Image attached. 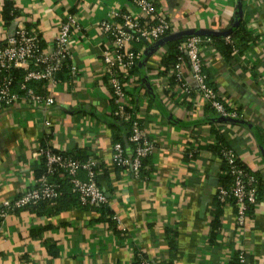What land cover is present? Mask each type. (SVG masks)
<instances>
[{
	"label": "crops",
	"instance_id": "1",
	"mask_svg": "<svg viewBox=\"0 0 264 264\" xmlns=\"http://www.w3.org/2000/svg\"><path fill=\"white\" fill-rule=\"evenodd\" d=\"M6 2L17 11L10 21L4 17ZM128 4V0H0V45L20 25L50 43L67 13L83 27L72 38V62L80 67L72 89L38 87L39 93L54 98L50 107L31 101L0 105V203L35 186L41 167L37 148L45 140L57 150L98 160V185L119 228L127 232L119 234L100 212L77 205L54 214L24 209L2 221L0 264H135L134 240L151 264H164L170 256L166 239L170 230L176 233L173 264H228L237 244L247 251L249 264H264V92L256 82V71L264 67L259 47L260 37L264 42V0H157L176 29L174 36L197 34L206 40L205 69L230 116L208 112L202 96L179 89L176 79L170 81L174 65L151 58L149 44L125 83L129 104L156 147L148 160L151 173L146 181L111 158V94L102 75L101 41L95 29L108 7L128 9ZM240 22L254 40L242 48L233 38L238 55L227 59L214 37L225 41ZM181 72L195 89L185 62ZM121 132L124 153L131 156L129 129L122 126ZM215 138L236 153L260 186L239 242L233 237L231 203L222 207L221 228L210 241L223 171L222 159L211 147ZM191 143L198 152L188 165L185 153Z\"/></svg>",
	"mask_w": 264,
	"mask_h": 264
},
{
	"label": "built area",
	"instance_id": "2",
	"mask_svg": "<svg viewBox=\"0 0 264 264\" xmlns=\"http://www.w3.org/2000/svg\"><path fill=\"white\" fill-rule=\"evenodd\" d=\"M128 1V9L115 5L108 7L105 10V16L97 23L95 29L101 41L99 58L102 75L107 79L108 90L114 105L112 114L119 121L129 124L131 132L129 140L135 144V154L132 158H128L125 156L121 143L114 142L111 158L124 167L123 170L131 172L135 178L146 181L141 176L142 160L154 156L156 147L144 130L140 116L129 104L125 81L131 79L132 69L149 44H157V47L151 50L150 57L158 61L162 60L167 50L165 44H158V42L166 35H173L176 29L166 18L157 0ZM82 30V25L72 13H67L65 18L58 22L57 33L50 43H45L42 36L34 29L18 26L14 33L0 45V105L10 107L18 101H31L44 107L52 106L54 98L35 91L30 85L32 82H43V85L50 87L64 85L72 89L80 74V67L72 62V38L78 36ZM225 41L234 45L231 35H227ZM205 42L206 40L197 34H190L182 39L178 44L177 63L170 70L169 75L175 77L179 89H182L184 93L196 92L218 116L229 117L230 113L226 110L219 93L207 82L204 72L205 67L208 66L203 51ZM136 43H142L138 50H134ZM259 47L264 55L262 37H260ZM233 49L237 53V50ZM184 62L185 68L187 66L196 81L195 89L184 81L181 72ZM16 69L23 71V79L19 86L22 94L12 90ZM256 73V82L264 92V67L259 68ZM52 147L50 144L38 145L37 156L44 159L46 169L36 180L35 186L23 189L20 194L0 203V230L2 221L9 215H13L16 210L37 206L43 201H54L60 196L62 193L60 185L51 180L54 175L70 183L71 191L78 195L81 207L96 210L108 205V198L96 181L98 160L93 156L84 160L76 159ZM197 152L196 145L191 143L186 150L188 165L194 160V154ZM221 159L228 167L231 184L229 187H219L217 197L224 206L234 203L233 237L236 242H239L249 211L257 201V179L243 167L232 149L222 148ZM80 173H85L86 178L81 179ZM112 219L119 223L116 215H113ZM121 231L123 235H127L126 229ZM131 245L132 250L139 249L135 240ZM236 251L238 264H249L244 247L237 244ZM140 264L151 263L146 257L141 256Z\"/></svg>",
	"mask_w": 264,
	"mask_h": 264
},
{
	"label": "trees",
	"instance_id": "3",
	"mask_svg": "<svg viewBox=\"0 0 264 264\" xmlns=\"http://www.w3.org/2000/svg\"><path fill=\"white\" fill-rule=\"evenodd\" d=\"M16 15H17V11L13 7V5L9 2H6V4L4 5V17H5L6 21L12 20ZM229 33H230L232 39L234 38V39L239 40V42H240L239 46L242 48H244L245 46H247V44L249 42H253V40H254V38L247 32L245 25L242 22L235 24L231 28V31ZM187 36L179 37L178 35H175V36L174 35H166L160 41V44L161 43L165 44V47L167 50L166 54L163 56L162 60L165 61L169 65L173 64L175 67V64L177 63V57L179 55L178 44L182 39H184ZM214 39H215L216 43L218 44V46L220 47L222 53L224 54V56L227 59H232V57H234L235 55H238V52H237V54L234 53L235 51L233 48H237L235 45L226 43L222 37H214ZM141 44L142 43L134 44V50H138V48ZM156 47H157V44H154L150 50H154ZM238 49H239V52H241L240 51L241 48L238 47ZM147 51H149V50H147ZM143 57H144V54L142 55L140 60H142ZM138 62H137V64H138ZM137 64L132 69L131 74H133L134 70L136 69ZM204 72L207 76L208 84L210 86H212L213 88H215V86L213 85V83L210 79V76L206 72V69H204ZM22 79H23V71L21 69H16L14 71V81L12 84V90L18 94H22V92L19 89V86H20ZM171 80L175 81V77L174 76L170 77V81ZM127 81H125V82H127ZM30 85L34 88L35 91H37L36 89L38 87L43 86V82H32V83H30ZM111 103H112V110H113L114 105H113L112 100H111ZM211 110L213 111L212 108H210V107L207 108L208 112ZM140 121H141V119H140ZM109 123H110V126L113 127V131H114L113 141L121 143L122 147L124 146V138H123V134L121 132V127L123 126L127 129H129V133L127 134V137H128L127 139H128L132 154H131V156H129L127 154V157L132 158L135 154V149H134L135 144L129 140V137L131 134L129 124H126V123L119 121L116 117H114L113 114L110 117ZM141 123H142V121H141ZM218 123H219V121H215V124H218ZM255 129H256V133H257L259 129H257V128H255ZM215 139H217V138H215ZM215 141L216 142H214V144L211 147H212V149H214L217 152L218 156L221 157V149L222 148H229V147L225 143H223V141L221 139H217ZM40 145H46L47 146V145H49V143L45 140H42V141H40ZM52 148L55 149L54 147H52ZM62 153L66 154V155H70L73 158L80 159V160H84V159L88 158V156L82 155L78 152L69 153V152H63L62 151ZM196 155H197V153L194 154V158H193L194 160L196 158ZM149 158L150 157H146L142 160L141 176L145 179H148L149 175L151 173V170L148 168ZM185 160H187L186 153H185ZM238 161L241 163V161L239 159H238ZM40 162H41V167L39 168V170L37 172L38 178L45 172V169H46L44 159H40ZM222 163H223L222 164V167H223L222 170L223 171H222V181H221L220 187H229L231 184V175L228 172L227 165L224 162H222ZM100 165L101 164L97 165L96 171L99 169ZM120 167L122 169L124 168L122 166H120ZM243 167L246 168L244 165H243ZM246 170L248 172H250L247 168H246ZM250 173H252V172H250ZM252 174L255 176L254 173H252ZM80 178L85 179L86 178L85 173H80ZM51 180L54 181L56 184L60 185V190L62 192L60 194V196L57 199H55L54 201H43V202L39 203L37 206L25 207L24 209H31L38 214H42V213L54 214V213H57L58 211H60L62 209L70 207V205H77L78 207H81V205L79 203L78 195L71 191V185L66 179H63V178L59 177L58 175H54L51 177ZM96 181H97V175H96ZM257 185H258V194H259L260 186H259L258 182H257ZM231 204L234 206L233 202ZM223 206H224L223 203L218 199L217 194H216V207L217 208H216V212H215L213 219H212V222H211L210 241H213V238L216 235V231L221 228V223L219 221V218H220V215L222 213V209H223L222 207ZM81 208H85V207H81ZM24 209H22V210H24ZM19 211H21V209L16 210L15 213H17ZM96 211L100 212V214L105 218L104 219L105 222H107L110 225L111 229H113L116 232H119V234H121V233L123 234V231H121V229L119 228L118 223L114 219H112V216L114 214L112 213V211L109 209V207L107 205H105L99 209H96ZM249 214H250V211H249ZM166 239L168 242V250L170 252V256H169V259L164 264H173V261H172L173 258L171 256V254L175 250V246H176V233L174 231H171V230L167 231ZM133 253H134L135 264H140V258H141V256L145 257V254L140 249H133ZM228 264H238L237 251L233 252L231 259L228 262Z\"/></svg>",
	"mask_w": 264,
	"mask_h": 264
},
{
	"label": "water",
	"instance_id": "4",
	"mask_svg": "<svg viewBox=\"0 0 264 264\" xmlns=\"http://www.w3.org/2000/svg\"><path fill=\"white\" fill-rule=\"evenodd\" d=\"M160 43V41L158 42V44Z\"/></svg>",
	"mask_w": 264,
	"mask_h": 264
}]
</instances>
